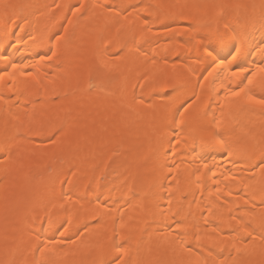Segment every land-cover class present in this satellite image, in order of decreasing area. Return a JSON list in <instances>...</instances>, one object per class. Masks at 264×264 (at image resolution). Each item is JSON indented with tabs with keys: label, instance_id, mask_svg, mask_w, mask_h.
<instances>
[{
	"label": "bare ground",
	"instance_id": "obj_1",
	"mask_svg": "<svg viewBox=\"0 0 264 264\" xmlns=\"http://www.w3.org/2000/svg\"><path fill=\"white\" fill-rule=\"evenodd\" d=\"M79 2L0 0V52L21 65L16 70L7 65L4 74L6 65L0 60V74H4L0 96L5 98L0 100V121L9 108L30 111L44 106L54 93L67 91L73 109L69 139L80 150L67 158L70 163L56 165L63 171L60 179L70 181L64 186L68 192H83L88 183L99 179L102 219L85 220L92 212L85 213L81 205L91 209L94 197L88 198L92 201L88 205L73 196V202L64 208L51 209L52 223L45 225L41 239L59 238L57 229L63 231L61 224L69 222L65 247L57 249L61 264H97L101 259L89 247L97 237L83 234L85 222L89 223L87 232L100 230L103 238L110 239L115 231L116 244L124 246L123 253L109 248L103 256L105 264H114L120 255V264H195L198 257L206 264H231L233 258L244 264H264V256L259 254L264 241L258 234L254 240L245 238V231L252 230L245 226L258 223L264 215V171L255 167L264 151V108L247 103L243 95L232 96L231 91L247 81L241 85L231 71L213 72L210 61L201 56L205 44L222 48V54L227 52L228 47L212 36L217 32L227 33L229 47L234 41L256 49L239 62L248 70L245 75L254 74L248 93L264 98V72L259 71L264 67V53L257 48H264V0H84L87 5L113 6L111 12L90 8L87 29L80 15L74 16L70 10ZM126 4H160L163 8L148 20L152 32L142 18L135 20L139 46L128 44L121 51L126 40L118 39L117 29L121 25L126 29L128 24L117 12ZM89 29L93 30L90 34ZM9 41L19 50L6 49ZM50 49L56 55L43 59L45 54L52 55ZM100 62L111 71L83 72L77 82L78 71ZM89 84L91 93L87 92ZM70 87L84 91L73 94ZM192 92L197 99L185 114L184 126L173 124L174 96ZM198 117L213 127L219 121L221 128L229 129L226 146L204 143L206 134L193 131ZM41 141L36 138L33 147L41 146ZM11 148L14 160L29 162L23 144L14 142ZM43 162L38 157L31 159L33 164ZM22 193L28 200H38L42 189L34 182L25 193L20 174H0V260L9 258L22 233L27 239V232L39 231V222L33 220L37 213L43 217V211L37 208L34 212L19 203ZM195 235L202 239L197 242ZM32 239L35 241L34 236ZM233 244L257 251L237 256ZM188 245L193 247L192 253L185 251ZM209 247L214 248L212 253Z\"/></svg>",
	"mask_w": 264,
	"mask_h": 264
},
{
	"label": "snow or ice",
	"instance_id": "obj_2",
	"mask_svg": "<svg viewBox=\"0 0 264 264\" xmlns=\"http://www.w3.org/2000/svg\"><path fill=\"white\" fill-rule=\"evenodd\" d=\"M9 5L5 4L4 8L7 10ZM59 7V5H57ZM104 8L109 12L113 10L112 5L108 4H97V5H87L84 3V0H80L77 5H73L71 7L72 14L75 16L77 14L80 15V18L85 22V28H88L89 10L90 8ZM163 8V5L160 4H146L143 6H138L135 4H126L121 6V12H117V15H124V20L127 21V28L125 29V25H121L120 28L117 29V37L120 40H126V43L121 47V51H123L124 47H127L128 44H132L135 46H139L136 33L134 28V22L137 19H143L144 25L147 28L148 32H152V28L148 27V20L153 15H156L159 10ZM128 9H133V11H128ZM146 13L147 15H141ZM169 18L168 15L165 16V19ZM157 19H160V16L157 15ZM70 23V21H69ZM63 27V25H62ZM165 29H168V26L164 25ZM191 27V26H189ZM124 29V35L121 37V31ZM93 30L89 29L88 34H90ZM67 32V29H65ZM215 37L216 41L223 45L224 47H228L226 53L222 54V48L218 50V47L213 46L212 44H205L201 50V56L204 60L210 61V67L212 71L215 72L217 69L222 71H231V76L233 78L239 79L240 84L244 85V81H247V85L252 84V76L254 74L249 73L245 75L248 71L247 68L241 66V61L246 56H251L252 51L256 49H249L247 44L245 43L243 47L238 46L234 41L231 43L230 47L227 44L225 32L223 35L217 33L212 34ZM57 39H61L60 35H57ZM101 41L103 42L104 37L100 36ZM111 41H109V45H111ZM199 43V41L197 42ZM261 44H264V40L261 41ZM5 48H14L15 51L19 49L15 47L14 42L9 41ZM258 50L261 53H264V48H260L257 46ZM52 55L49 56L45 54L42 58L51 60L53 56L56 55V51L54 49H50ZM107 51V48H105ZM0 60L5 62L6 68L4 74H7V65H10L13 70H16L21 67L20 64L14 62L10 59V55L6 52H0ZM111 71L109 66L103 62L97 63L94 67H86L82 71H78L76 73L77 82L80 76L83 75V72L91 73L92 71ZM260 72H264V67L259 69ZM4 74H0V80H3ZM212 72L209 73L211 75ZM23 76H31V73L21 72ZM227 79V77H225ZM242 78V79H241ZM247 85L238 86L237 90L231 91V95L234 97L245 96L246 102L249 104L259 105L264 108V98L257 99L254 95H251L247 91ZM92 85L89 84L87 89L88 93L92 91ZM165 87H171L170 85H165ZM11 85L9 86V91H12ZM73 94L76 91H84L82 89H73L69 88ZM174 91H176L174 89ZM69 93H54L50 100L44 101V106L40 108H36L35 106L29 111L25 109V111L20 112H12L11 108L9 111L4 114V118L0 121V174L11 173L12 171H16L20 174V179L24 186V192L27 193L32 190L34 186V182L39 184L42 189L41 197L33 200H28L24 193L21 194V198L19 203L24 204L32 209V211H36L37 208L43 211V217L36 214L33 223L36 221L39 222V231L31 230L27 232V239L24 238V234L22 233L20 242L13 249L9 251V258L7 260H0V264H61L60 253L57 252V249H62L65 247V233L68 231V228L65 227L69 222L67 220L61 224V228L63 231L59 232V238L54 236H44L41 239V235L44 232L45 225H51L52 223V211L51 209H55L56 207L64 208L66 204L72 203V197L75 196L76 200H85L88 205H92V201L89 200V197L95 198V206L91 209L81 205L84 212L87 213L89 211L92 212V215H85L86 221L96 220L99 222L102 219V216L99 214L98 209L101 207L100 196L97 194V187L99 186V179L95 181V183H88L83 192H68L65 191V184H69L70 181L67 179L61 180L60 177L63 175V171L61 168H58L56 165L63 163L65 161L71 162L67 160V158L80 150V146L78 143H75L69 139V126L68 122L72 116V107L68 102ZM3 96H0V100H4ZM10 100L11 97H8ZM196 97V93H186V94H178L174 96L171 104L173 111L171 113V119L173 124H179L184 126L185 124V114L192 107ZM175 131V129H174ZM193 131H199L206 134V139L204 143L209 147L214 146H226V141L224 137L228 134V128H221V124L219 121H215V127L212 126L211 123L205 122L202 117L197 118V128L193 129ZM42 138L41 146H35L36 138ZM176 144H179L178 138H173ZM43 140H46L48 143L46 145L43 144ZM14 142H19L25 146V151L29 153V162L25 164L23 159L14 160L12 156V148L11 145ZM173 141L170 140L169 144L172 145ZM230 154V153H229ZM38 157L43 163H31L32 158ZM255 167H259L261 171H264V151H261L259 156V161L255 165ZM25 168L27 169L25 171ZM101 177L100 179H102ZM59 185V189L57 187ZM57 201H64L63 204H57ZM106 203V202H105ZM49 205L51 208H49ZM110 211V210H109ZM124 225L121 224V228ZM85 232L84 235L92 236L95 235L97 237L95 243L89 245V247L95 248L97 253L100 255L101 259L97 261V264H105L103 260V256L109 251V248H115L118 252L123 253L124 246L123 244H116V236L117 233L113 231L112 237L103 238L100 230H96L94 233H89L86 230L89 228V223L85 222L82 225ZM169 227H171L169 225ZM246 228H251V231H245V238L248 240H254L255 235L258 234L260 239L264 241V215L260 217L258 223H249L245 226ZM81 233L78 230L77 235L79 236ZM35 237V241H33L32 237ZM195 240L199 242L202 237L200 235H195ZM72 243H76V241H72ZM233 249L239 256L242 252H247L248 254L255 253L257 249L252 247L249 249L247 245L244 249L236 247L233 244ZM214 248L209 247L208 252L212 253ZM185 251L192 253L194 251L191 245L185 247ZM224 249L220 248L219 252L223 253ZM39 254V255H38ZM259 254L264 256V247L259 249ZM64 256H67L68 253L64 252ZM123 260V255L117 256L114 264H120ZM73 264H76L73 261ZM137 264H143L142 261H137ZM195 264H206V261L202 262L199 257L195 261ZM221 264H225V262H221ZM231 264H244V262L239 261L236 258L232 259ZM246 264H251V261L246 262Z\"/></svg>",
	"mask_w": 264,
	"mask_h": 264
}]
</instances>
